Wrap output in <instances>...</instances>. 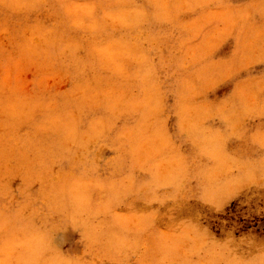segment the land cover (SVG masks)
Wrapping results in <instances>:
<instances>
[{"label":"rangeland","instance_id":"1","mask_svg":"<svg viewBox=\"0 0 264 264\" xmlns=\"http://www.w3.org/2000/svg\"><path fill=\"white\" fill-rule=\"evenodd\" d=\"M0 264H264V0H0Z\"/></svg>","mask_w":264,"mask_h":264}]
</instances>
